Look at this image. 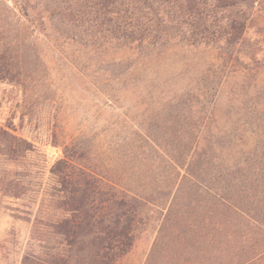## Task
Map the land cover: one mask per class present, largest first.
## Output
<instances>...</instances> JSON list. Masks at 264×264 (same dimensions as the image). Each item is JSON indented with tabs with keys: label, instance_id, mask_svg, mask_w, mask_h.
<instances>
[{
	"label": "rangeland",
	"instance_id": "rangeland-1",
	"mask_svg": "<svg viewBox=\"0 0 264 264\" xmlns=\"http://www.w3.org/2000/svg\"><path fill=\"white\" fill-rule=\"evenodd\" d=\"M24 22L21 79L0 81V128H14L34 148L19 163L0 162V173L15 177L21 192L20 198L0 193V264H20L29 249L37 253V184L47 180L62 146L76 139L98 156L108 179L144 201L135 204L143 221L120 264H264V235L236 227L233 211L221 215L210 195L188 190L184 169L165 156L182 158L184 128L200 124L204 115L195 111L202 108L209 130H221L225 138L220 153L210 150L194 160L204 164L201 177L211 183L218 156L231 167V203L261 217L264 113L253 107L263 100L255 91L264 90V80L250 75L242 85L204 50L164 48L146 59L138 50L95 52L78 30L49 47L37 38L45 34L41 20ZM263 24L264 2L248 28L250 41L262 39ZM122 55L129 60L119 63ZM226 76L230 81L223 85Z\"/></svg>",
	"mask_w": 264,
	"mask_h": 264
},
{
	"label": "trees",
	"instance_id": "trees-1",
	"mask_svg": "<svg viewBox=\"0 0 264 264\" xmlns=\"http://www.w3.org/2000/svg\"><path fill=\"white\" fill-rule=\"evenodd\" d=\"M263 2L0 0V81L17 84L21 79L27 31L24 19L30 21L34 16L41 20L45 33L38 32L37 38L49 47L53 45L51 42L56 43L63 35L78 30L79 35L86 36L88 46L100 53L138 50L146 59L164 48L204 50L214 53V63L224 65L242 85L249 82L250 75L263 81L264 27L262 39L250 41L247 36L255 12ZM124 57L117 61L129 60ZM224 79L221 84L229 83V77ZM231 92L237 97L244 96L233 88ZM259 94L263 100L253 109L257 107L264 113V90L255 91V96ZM195 113L204 116L198 126H185L184 141L180 143L184 149L182 158L178 162L174 155L165 156L171 165L184 169L183 180L188 182V190L210 195L212 205L221 215L233 211L238 217L236 227L247 226L249 233L253 227L252 233L264 235V214L260 217L237 208L226 194L231 183V167L217 156L211 183L201 177L204 164L194 160L205 159L210 150L220 153L225 136L221 130H209L202 108ZM211 114L214 117L213 110ZM13 131L10 126L0 128V162L19 163L33 151V144ZM98 160L78 139L62 146V157L50 166L47 180L37 184L38 205L32 234L34 239L37 231V253L29 249L20 264H120L131 253L144 216L135 204L144 201L133 189L108 179ZM193 167L198 168L196 175ZM19 185L15 177L0 173V193L4 196L20 198ZM246 197L253 198L248 194ZM259 202H264V189ZM220 225L216 224V228L221 232L223 225ZM253 261L248 259L242 264Z\"/></svg>",
	"mask_w": 264,
	"mask_h": 264
}]
</instances>
